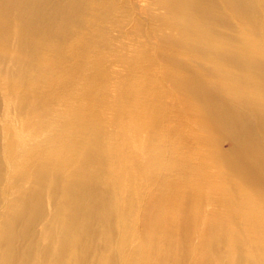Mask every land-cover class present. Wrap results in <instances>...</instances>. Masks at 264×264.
Returning a JSON list of instances; mask_svg holds the SVG:
<instances>
[{
  "label": "bare ground",
  "instance_id": "bare-ground-1",
  "mask_svg": "<svg viewBox=\"0 0 264 264\" xmlns=\"http://www.w3.org/2000/svg\"><path fill=\"white\" fill-rule=\"evenodd\" d=\"M0 264H264V0H0Z\"/></svg>",
  "mask_w": 264,
  "mask_h": 264
}]
</instances>
